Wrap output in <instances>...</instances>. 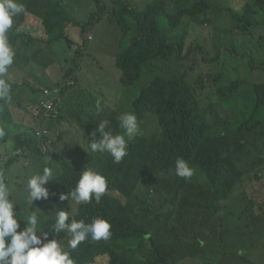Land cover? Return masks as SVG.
Instances as JSON below:
<instances>
[{
	"label": "trees",
	"instance_id": "16d2710c",
	"mask_svg": "<svg viewBox=\"0 0 264 264\" xmlns=\"http://www.w3.org/2000/svg\"><path fill=\"white\" fill-rule=\"evenodd\" d=\"M65 1L69 0H19L25 7V18L8 33L10 46L16 53L4 77L10 84V99H0V129L5 133L0 137V174L21 157L51 155L59 160L60 173L46 181L50 216L42 223V233L48 234L44 242L57 239L63 243L67 233L53 231L60 210L69 213V223L81 220L90 223L100 217L111 224L108 240L92 241L89 237L76 249H67L75 264H174L187 255H198L197 248L202 264H220L216 247H208L194 236L189 237L192 242H185L187 235L176 208L185 191L189 192L187 198L192 204L209 201L211 212L218 220L217 247L220 248L227 232L225 217L222 220L219 217L224 202L236 190L232 192L234 186L239 182L238 187L245 181V175L251 173L252 183L245 181L237 200L248 202L252 214H264V82L245 85V80L222 78L217 72L212 75L215 97L208 96L204 101L191 90L184 66L190 39L197 30L188 34L180 31L181 20L187 16L203 24L208 21V17L200 18L210 8L207 0H150L139 12L132 11V7L140 3L126 1L120 11L115 2L107 8L102 0H93L96 7L93 14L100 18L106 15L122 31L126 29L123 18L130 14L136 19V33L115 55L118 71L111 73L107 92L102 88L93 93L88 87L76 86L74 64L67 66L62 74L64 80L71 78L72 84H66L63 79L53 82L49 69L56 61L55 49L59 45L72 48L74 55L64 60L75 63L81 53L80 38L86 30L90 31L86 26L92 23V19L85 24L72 19ZM237 3L233 6L230 0L223 10L234 27L245 33L258 24L257 14L264 10V0H237ZM168 5L171 11L167 10ZM161 15L162 27L158 24ZM67 27L78 29L79 40L69 30L66 32ZM65 48L62 50L66 51ZM170 58L178 61L179 72H163L159 68L161 61ZM257 68L264 70V63H259ZM15 72L23 77L20 81L16 78L18 83L14 82ZM142 75L146 83L135 97L127 99L130 107L121 105L127 97L125 91L132 92ZM27 76H31V81ZM19 83L25 84L28 91L18 89ZM21 92L23 106L18 96ZM46 101L54 108L47 111ZM11 105H18L26 114L42 117L38 126L59 129L56 136L73 147V160L43 150L42 145L49 137H38L35 127L27 120L15 118ZM121 112L135 114L138 131L128 141L127 155L113 164L146 169L138 179L117 171L109 173L112 166L105 169V165L111 161L105 154L98 150L85 153L82 149L88 133L99 131L98 126L104 120L114 127L113 135L123 134L118 120ZM71 127L81 134L73 135ZM17 149L22 153L16 154ZM178 158L194 169L190 179L176 174ZM87 166L104 173L107 190L100 202L93 198L73 208L71 191ZM15 184L10 199L16 203L14 211L18 219H25L21 210L28 206L27 194L21 182ZM61 195L67 198L62 200ZM37 205L30 204V209ZM257 220L264 223V219ZM246 222L249 226L250 220ZM19 223L18 231L26 227V221ZM99 254H105L109 262Z\"/></svg>",
	"mask_w": 264,
	"mask_h": 264
},
{
	"label": "rangeland",
	"instance_id": "374dc122",
	"mask_svg": "<svg viewBox=\"0 0 264 264\" xmlns=\"http://www.w3.org/2000/svg\"><path fill=\"white\" fill-rule=\"evenodd\" d=\"M130 1L137 3L140 1L139 5L136 4L132 7V11L134 12H139L149 2V0H129L127 3L129 4ZM213 1L210 0V8L200 16V18L208 17V21H205L203 24L201 22L191 21L189 17L185 16L181 20L183 27L180 28V31L186 34L190 30H197L195 36L190 39L191 44L185 57L186 62L184 68L186 69L189 83L196 88V92L204 101L208 96L215 97L213 95L214 81L212 80V75H215L217 72L221 74L219 76L222 78L232 77L245 80V85H249L252 82H264V70L257 68L259 63H264V39H260V37L264 36V10H261L257 14L258 24L241 34L237 32L232 24L228 13L223 10V6L228 5L230 0L226 3H221L219 6H215ZM250 1L252 0H248V2ZM102 2L107 8H111L110 4L115 2L117 3L116 9L122 11L126 0H102ZM65 4L70 6L67 8L70 11V17L72 19L79 21L81 24H85L92 19V23L86 26V28H90V31L86 30L85 36L83 35L80 38L81 53L76 56L75 63L64 60V58H70L74 55L72 48L69 49L59 45L58 49H55L56 61L50 65L49 69L52 76L51 80L53 82L61 81L63 79L62 74L64 69L74 64V74L77 77L76 86L88 87L93 93H97L102 88L107 92V82L111 73L114 72L115 74L118 71L114 64L115 55L129 44L131 38L136 33V19L130 14L123 18L126 29L122 31L120 26L115 21L106 18V15L100 18L93 14L96 10L93 0H69L65 1ZM232 4L236 6L238 4L237 0H232ZM104 10L107 11V9ZM167 10L171 11V5L167 6ZM24 18L25 12L15 18L14 25L24 21ZM158 24L162 27V15L159 16ZM68 30L73 38L79 40V31L77 28L67 27L66 32ZM231 32L234 33L235 37ZM88 34H92L91 39H87ZM35 35L40 34L37 33ZM250 44L252 48H250ZM64 48L66 52L62 50ZM177 62L174 58L163 60L159 68L163 72H179ZM17 77L18 81L23 79L20 73L15 72L14 82H17ZM26 79L31 81V76H27ZM70 79H63V81L66 83ZM145 83L146 78L142 75L137 85L132 88V92L125 91L124 88L120 87L127 94V97L123 98L121 105H128L130 107L127 99L135 97ZM19 86L18 89H21V84ZM18 96L23 106L24 100L21 99L23 94L20 93ZM10 108L13 111L14 117H18L19 121L20 119L27 120L36 130L47 129L43 125L38 126V122L42 117L39 116L38 118L31 112L26 114L18 105H11ZM70 129L75 136L81 134V131L75 130L76 128L74 127ZM48 130L51 132V136L44 143V147L64 159L68 158L73 160V147L67 142H62L56 136L59 129H56V131L54 129ZM109 130L114 134L113 126L107 125L105 131ZM100 138L101 134L99 131L89 132L86 141L82 142L84 143L82 145L83 151L85 153L92 152L90 148L91 144L97 142ZM103 154L111 161L110 164L107 163L105 165V169L112 166L109 173L111 171H117L134 179H138L147 172L146 169L139 166L113 164L115 162L112 156L107 151L103 152ZM44 167H50L52 169L53 174L49 178L59 174L61 170L59 160L51 155L34 158L29 157V163L27 159L21 157L19 160L14 161L3 174H0V178L8 185L11 195V190L16 187L15 182L17 181L24 185L28 196V180L32 175L42 172ZM85 168L86 170L90 169L88 166ZM92 170L95 171V169ZM95 172L104 175V173L98 170ZM252 180L253 175L251 173L245 175V181L247 183H252ZM245 181L239 184L238 187L239 182L234 186L232 192L236 190L225 200L224 208L220 212V219L222 220V216L225 217L224 227L227 230L224 235V243H222V247L220 248L217 247L218 220L211 212V203L209 201L192 204L187 198L189 192L185 191L182 194L180 206L176 208V212L181 216L187 235L184 238L185 242H192V239H189V237L194 236L203 240L208 247H216L220 254V264H264V223L257 220L259 218L264 219V214H258L260 216L255 215L256 213L252 214V206L248 202L243 203L237 200L241 190L246 185ZM188 186L190 185L185 186L186 190ZM21 211L26 217L33 211L37 212L38 220L41 224L50 216L49 203L44 198L33 209H30V204H28L25 210ZM246 220H250L249 226ZM37 234L40 235L41 230ZM69 239L70 235L67 233L63 241L65 247H67ZM196 251L199 255L200 251L198 248ZM177 264H202V261L198 258L187 257L180 260Z\"/></svg>",
	"mask_w": 264,
	"mask_h": 264
},
{
	"label": "clouds",
	"instance_id": "9594fccd",
	"mask_svg": "<svg viewBox=\"0 0 264 264\" xmlns=\"http://www.w3.org/2000/svg\"><path fill=\"white\" fill-rule=\"evenodd\" d=\"M207 1L209 6H211L210 0ZM135 3L137 2L130 1L129 4ZM213 3L215 6H219L220 0H214ZM24 12L25 7L19 0H0V99H10V84L4 77L7 75L9 67L13 64L16 55L15 50L10 46L8 33L13 28L15 18ZM236 30L238 33H241L238 28ZM231 34L234 36L233 32ZM90 35L92 36V34ZM72 83V79L66 82V84ZM189 86L198 95L196 88L190 83ZM21 87L23 89L22 92L28 91L25 84H21ZM44 90L45 88H43V92ZM43 115L47 117L48 113L44 112ZM118 120L120 127L123 129V134L113 135L111 130L105 131L108 121L104 120L99 125L101 138L90 146L93 152L97 150L101 153L105 151L110 152L115 163H119L127 155L128 141L138 131V122L135 114L122 113L118 117ZM43 130H47L48 133L37 136H48L50 138L51 132L46 128ZM4 134L3 129H0V137ZM42 149L45 150L44 145H42ZM15 153L21 154L22 151L17 149ZM23 158L27 159L29 163L28 156ZM175 170L178 176L185 179H190L194 175V169L182 158H178L175 161ZM52 174L50 167H44L42 172H38L30 177L27 182L28 204H34V202L40 203L42 198H48L46 181L53 178H49ZM107 186L108 182L104 175L91 169L82 171L75 189L71 191V198L73 200L71 206L75 208L77 204L81 202L87 203L93 198L96 202H100L107 190ZM66 198V196L61 195L62 200ZM15 206L16 203L10 199L8 185L0 178V264H75L74 259L67 250L68 248L76 249L81 242L89 237L92 241H99L101 239L108 240L111 235V224L104 218H95L90 223H85L83 220L69 223V213L60 210L56 214L53 231L55 233L63 231L70 235L67 247L57 241V239L44 242L48 234L47 232L42 233V224L38 220L37 212L33 211L27 217L23 214L25 219H18V213L14 211ZM21 220L26 221V227L18 231ZM39 230H41L42 235L37 234ZM99 255L109 262L105 254ZM187 257L200 259L199 255H187L174 264H177L180 260Z\"/></svg>",
	"mask_w": 264,
	"mask_h": 264
},
{
	"label": "built area",
	"instance_id": "2783aa9c",
	"mask_svg": "<svg viewBox=\"0 0 264 264\" xmlns=\"http://www.w3.org/2000/svg\"><path fill=\"white\" fill-rule=\"evenodd\" d=\"M91 37H92V36L89 34V35H88V39H91ZM54 91H56V90H54ZM44 93H48V90L45 89V90H44ZM44 106L47 108V110H51V109L54 108V107L52 106V104H51L50 101H46V102L44 103ZM46 133H48L47 130H37V135H38V136H42V135H44V134H46Z\"/></svg>",
	"mask_w": 264,
	"mask_h": 264
},
{
	"label": "crops",
	"instance_id": "0c3cea01",
	"mask_svg": "<svg viewBox=\"0 0 264 264\" xmlns=\"http://www.w3.org/2000/svg\"><path fill=\"white\" fill-rule=\"evenodd\" d=\"M228 0H220V4L221 3H226Z\"/></svg>",
	"mask_w": 264,
	"mask_h": 264
}]
</instances>
